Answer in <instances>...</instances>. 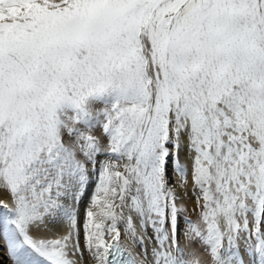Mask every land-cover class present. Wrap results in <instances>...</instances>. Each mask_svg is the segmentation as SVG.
I'll list each match as a JSON object with an SVG mask.
<instances>
[{"label":"snow or ice","instance_id":"6c2138e0","mask_svg":"<svg viewBox=\"0 0 264 264\" xmlns=\"http://www.w3.org/2000/svg\"><path fill=\"white\" fill-rule=\"evenodd\" d=\"M4 257L264 264V0H0Z\"/></svg>","mask_w":264,"mask_h":264},{"label":"bare ground","instance_id":"6f19581e","mask_svg":"<svg viewBox=\"0 0 264 264\" xmlns=\"http://www.w3.org/2000/svg\"><path fill=\"white\" fill-rule=\"evenodd\" d=\"M183 155V153H182ZM101 159H103V157H101ZM96 177L94 176L93 177V180H95ZM94 190V186L93 185H90L89 186V193H91L92 191ZM190 195V194H189ZM86 201H87V197L85 198V202L84 203H81L80 205V214H81V221H83V214H84V210L87 206L86 204ZM185 202L186 204L188 205V209H189V214L191 215V209L193 207V204H194V201L191 200V199H188L187 197L185 198ZM194 218V217H193ZM81 242L83 243V233H81ZM182 242H183V238H182ZM3 264H7V257H4L3 258Z\"/></svg>","mask_w":264,"mask_h":264}]
</instances>
